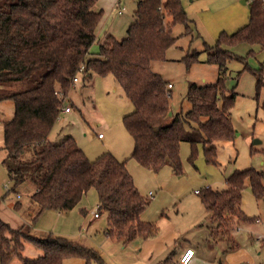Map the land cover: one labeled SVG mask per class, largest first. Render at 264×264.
Listing matches in <instances>:
<instances>
[{
	"label": "trees",
	"instance_id": "1",
	"mask_svg": "<svg viewBox=\"0 0 264 264\" xmlns=\"http://www.w3.org/2000/svg\"><path fill=\"white\" fill-rule=\"evenodd\" d=\"M247 1L249 22L232 34L222 33L215 45L205 44V62L219 67L216 83H191L190 109L168 117L172 110L168 85L172 83L153 71L152 63L167 59V51L178 39L173 35L175 25L183 24L184 33L193 36L195 21L182 0L139 1L127 37L119 41L106 36L94 57L90 49L103 12L96 8L98 0H0V101L15 102L14 118L4 124L7 157L3 163L14 191L26 181L37 185L30 195L35 218L47 210L74 209L95 187L98 213H108V236L129 244L158 234L156 223L141 218L150 202L136 186L127 161L109 152L91 160L72 136L54 142L50 131L68 107L65 100L84 66V82L91 83L94 74H111L123 88L132 104L123 123L134 141L132 156L142 167L158 173L170 166L180 176L183 142L192 146V163L202 144L207 163L216 164V143L232 141L236 135L231 109L237 94L226 85L233 54L224 45L264 48V0ZM200 54L194 49L184 60L190 66L201 61ZM17 81L27 88L13 89ZM258 85H263L261 73ZM263 179L264 172L254 168L237 170L227 179V190L203 193L212 242L230 241L232 248L236 246L229 235L232 228L256 221L242 209L243 191L250 185L255 196L264 195ZM28 241L43 249V254L24 257L21 250ZM14 257L24 264H64L69 257L107 264L96 250L78 241L53 235L40 238L28 227L13 228L0 218V264H9Z\"/></svg>",
	"mask_w": 264,
	"mask_h": 264
},
{
	"label": "rangeland",
	"instance_id": "2",
	"mask_svg": "<svg viewBox=\"0 0 264 264\" xmlns=\"http://www.w3.org/2000/svg\"><path fill=\"white\" fill-rule=\"evenodd\" d=\"M119 1L125 7L122 14L118 13ZM139 1L141 0H98L96 8L103 12L96 29L97 39L90 49L92 57L99 53L100 44L106 35L119 41L127 37L128 29L135 20L134 12ZM182 2L189 18L195 21L193 36L184 33L183 24L175 25L173 35L178 39L167 51V59L152 63V70L173 85L170 88V105L171 111L175 113L190 109L187 94L191 83L204 86L214 84L218 79V65L205 62L208 55L204 51L205 44L215 45L222 33L232 34L247 24L250 17L247 0H182ZM224 46L233 54V58L228 61L226 85L237 94L231 109L236 135L232 141L216 143V164L207 163L202 144L197 146L196 158L192 163L191 144L188 142L181 144L183 172L180 176H185L189 181L192 178L202 179V183L205 184L194 186V193L196 190L203 194L209 189L215 191L227 189V179L237 170L254 168L264 172V48L246 43ZM194 49L201 51L199 56L201 61L188 66L184 57ZM258 73L263 77L261 86L258 85ZM82 80L81 75L65 100L71 111L62 112L50 131L49 139L60 142L72 136L91 160L109 152L119 160L127 161V165L132 162L130 166L135 164L136 169L132 167L130 173L141 186V190L155 191L154 181L147 182L144 174L149 171L132 156L134 141L123 123L124 115L132 111V104L123 88L111 74L107 76L94 74L90 84ZM26 88L27 85L20 81L13 84L15 90ZM14 115L15 102L10 99L0 101V218L13 228L24 226L28 227L31 233L42 232L78 241L96 250L107 264H139L134 245H124L120 240L107 235V211L103 210L100 217H95V213L99 212V197L95 187L90 188L81 202L70 211L61 213L47 210L40 217H34L35 206L31 203L30 195L37 185L26 181L14 191L8 170L3 163L7 157L4 148V124L11 121ZM99 133H103L104 138L100 139ZM245 193L252 194L253 200H256L250 185L244 189L242 199L249 209H254V201L245 199ZM201 197L202 195L199 197L200 200ZM246 223L232 228L230 237L239 244L238 248L250 249L256 246L259 251L262 250L260 257L264 258L263 228L252 232L253 228L250 229V226L254 225ZM216 234L218 235V232ZM219 244L224 255L222 260H226V264H236L234 260L229 261L227 258L228 254L235 250L232 248L234 243L221 241ZM203 250L204 248L198 251V255L202 254ZM21 253L24 257L34 259L43 254V249L28 241L24 243ZM208 256L214 258L215 253ZM9 264H24V261L14 257ZM64 264L88 263L81 257H69L64 260ZM89 264L98 262L90 261Z\"/></svg>",
	"mask_w": 264,
	"mask_h": 264
},
{
	"label": "crops",
	"instance_id": "3",
	"mask_svg": "<svg viewBox=\"0 0 264 264\" xmlns=\"http://www.w3.org/2000/svg\"><path fill=\"white\" fill-rule=\"evenodd\" d=\"M118 6L125 9L121 1L118 2ZM99 138H104V135ZM130 164L127 165V168L129 172H132L131 168L134 167L136 169V166L133 164L131 167ZM148 171L144 172V174L147 182L154 181L155 191H142L136 179L134 180L139 191L150 202L145 211L142 212L141 218L145 221L156 223L159 226V232L156 236L146 239L138 237L129 243V245L132 244L135 247L139 264H178L180 257L188 247L195 249V256L189 264H226V260H222L224 255H222L223 252L220 249L222 248L219 244L221 242L215 243L210 239L211 229L206 224L207 208L202 197V200L199 199L203 194L196 191L195 193L193 192L194 186L197 184H199L198 186L205 185L202 183V179L192 178L189 181L185 176H175L171 173L170 166H165L158 173ZM198 181L200 183H197ZM184 183L187 184L184 185ZM225 190L227 189L222 191ZM244 197L254 201L252 194L245 193ZM254 197L256 199L253 204L254 209H249L243 202L244 198L242 199V209L245 214L247 216L250 215L249 217L251 218H256V221L246 223L254 225L250 226V229L253 228L252 232L262 228L264 230V195L258 197L254 195ZM32 234L40 238L41 236H43L42 238L49 236L47 233L43 235L40 232ZM233 241L236 246L234 247L235 250L228 254L227 258L229 261L234 260L236 264H264V258L260 257L262 250L259 251L256 246L250 249L238 248L240 246L234 238ZM203 248L202 254L198 255L197 252ZM210 253H215L214 258L208 256Z\"/></svg>",
	"mask_w": 264,
	"mask_h": 264
},
{
	"label": "built area",
	"instance_id": "4",
	"mask_svg": "<svg viewBox=\"0 0 264 264\" xmlns=\"http://www.w3.org/2000/svg\"><path fill=\"white\" fill-rule=\"evenodd\" d=\"M250 1H253V0H250ZM118 9H119V13H122L124 8L123 7H120L118 6ZM84 71V66H82L79 70V72L76 74V76L74 77V83L78 82L80 80V77L82 75V72ZM75 85V84H74ZM169 88L172 87L171 84L168 85ZM71 110L70 107H66L65 108V112H69ZM99 137H103V134H99ZM197 193H200L198 190H196ZM99 213L96 212L95 213V217H99ZM195 256V249L193 247H188L184 253L182 254V256L180 257L179 259V262L178 264H189L192 259L194 258Z\"/></svg>",
	"mask_w": 264,
	"mask_h": 264
},
{
	"label": "water",
	"instance_id": "5",
	"mask_svg": "<svg viewBox=\"0 0 264 264\" xmlns=\"http://www.w3.org/2000/svg\"><path fill=\"white\" fill-rule=\"evenodd\" d=\"M173 115V112L172 111H169V113H168V117H171ZM41 234H43V235H46V233H42V232H40Z\"/></svg>",
	"mask_w": 264,
	"mask_h": 264
}]
</instances>
